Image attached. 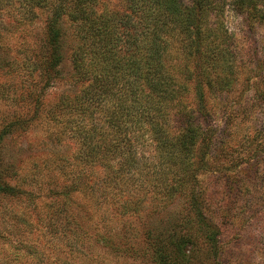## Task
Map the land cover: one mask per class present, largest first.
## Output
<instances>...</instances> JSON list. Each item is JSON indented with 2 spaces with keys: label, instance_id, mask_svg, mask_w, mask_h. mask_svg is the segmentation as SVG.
<instances>
[{
  "label": "rangeland",
  "instance_id": "374dc122",
  "mask_svg": "<svg viewBox=\"0 0 264 264\" xmlns=\"http://www.w3.org/2000/svg\"><path fill=\"white\" fill-rule=\"evenodd\" d=\"M99 2L139 20L129 0ZM9 11L0 8V264H158L146 246L147 231L167 224L170 235L185 233L187 222L199 233L205 224L189 211L185 195L165 209L147 192L142 210L128 213L123 207L131 190L99 197L106 170L78 157L81 140L60 105L78 89L71 77L74 27L64 23L65 57L48 76L31 68L43 52L47 12L37 10L39 17L20 28ZM222 19L232 33L235 73L225 88H205L212 139L197 147V188L217 226L218 244L214 248L199 233L194 244L184 245L190 260L184 264H264V24L231 8ZM173 42L169 51L176 61ZM26 53L32 62L22 67ZM186 97L194 103V83ZM144 139L145 152L153 150L148 135ZM113 235L115 241L126 235L130 248L112 250Z\"/></svg>",
  "mask_w": 264,
  "mask_h": 264
},
{
  "label": "trees",
  "instance_id": "16d2710c",
  "mask_svg": "<svg viewBox=\"0 0 264 264\" xmlns=\"http://www.w3.org/2000/svg\"><path fill=\"white\" fill-rule=\"evenodd\" d=\"M129 2L138 12L137 22L99 0H0V8L16 15L20 28L39 17L37 10L47 12L43 52L34 57L31 68L48 76L58 71L65 57L64 23L73 25L71 77L78 89L60 105L70 115L67 127L71 125L70 131L81 140L78 157L89 164L100 162L106 170L108 180L99 184V197L105 200L110 193L131 190L132 198L123 207L128 213L142 210L146 203L141 196L147 192L157 208L165 209L185 195L189 211L205 224L199 233H205L215 248L219 232L210 224L212 215L206 213L197 188V147L202 139H212L205 88L223 89L235 73L232 33L222 19L226 9L264 24V0ZM173 40L179 47L176 61L169 51ZM32 61L26 53L22 67ZM191 83L194 103L186 97ZM173 119L179 120L175 126ZM146 135L154 149L145 152ZM201 162L203 168L204 156ZM186 224L185 233L170 235L167 224L147 231L146 246L158 264L190 262L184 245L194 244L199 233ZM109 239L118 253L130 248L126 235Z\"/></svg>",
  "mask_w": 264,
  "mask_h": 264
}]
</instances>
